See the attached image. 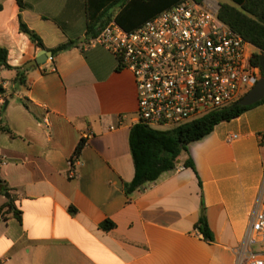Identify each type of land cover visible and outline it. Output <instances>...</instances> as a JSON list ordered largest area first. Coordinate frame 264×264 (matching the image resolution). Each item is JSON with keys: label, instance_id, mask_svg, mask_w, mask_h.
<instances>
[{"label": "crops", "instance_id": "1", "mask_svg": "<svg viewBox=\"0 0 264 264\" xmlns=\"http://www.w3.org/2000/svg\"><path fill=\"white\" fill-rule=\"evenodd\" d=\"M87 1L23 0L22 10L18 0H0V47L13 67L0 65V123L15 135H0L10 188L0 195V264H236L260 202L264 103L219 124L175 171L128 195L134 74L92 41L24 68L43 49L21 33L20 16L49 51L86 41ZM232 135L239 139L229 142ZM189 159L196 171L185 167ZM203 201L214 242L196 228Z\"/></svg>", "mask_w": 264, "mask_h": 264}, {"label": "built area", "instance_id": "2", "mask_svg": "<svg viewBox=\"0 0 264 264\" xmlns=\"http://www.w3.org/2000/svg\"><path fill=\"white\" fill-rule=\"evenodd\" d=\"M220 9L217 0H183L133 31L112 20L92 40L134 74L135 125L185 126L241 101L263 78L254 63L258 48L220 19ZM260 138L264 143V133ZM236 264H264V177Z\"/></svg>", "mask_w": 264, "mask_h": 264}, {"label": "trees", "instance_id": "3", "mask_svg": "<svg viewBox=\"0 0 264 264\" xmlns=\"http://www.w3.org/2000/svg\"><path fill=\"white\" fill-rule=\"evenodd\" d=\"M182 1L88 0L86 41L83 43L69 41L49 51L53 53L54 59L64 51L73 48H83L85 44L96 39L112 20H115L124 29L133 31L148 20L158 16L164 10L176 6ZM194 1L202 3L204 0ZM18 3L23 10L25 8L23 0H18ZM116 7H118V11L114 14L112 10ZM219 17L235 32L258 48L259 52L255 56L254 63L260 66L261 58L264 56V0H229V2L221 4ZM20 31L28 36L38 48L46 49L41 36L23 21L22 16H20ZM0 65L6 69H13L8 63V50L2 47H0ZM17 70L20 77L22 69L19 68ZM261 103H264V100L255 105L243 106L239 101L185 126L169 131L156 130L144 124H136L131 130L129 139L135 163V178L132 183L126 185V193L130 195L147 184L159 180L165 173L175 171L179 165V157L184 151H189L191 144L205 139L219 124L235 120ZM2 134L15 136L7 125L0 123V135ZM85 146L86 141L82 140L75 151L72 165L79 160ZM185 167L193 168L196 171L195 164L191 159L185 162ZM9 192L10 188L1 178L0 171V195ZM7 206H12L11 201L8 202ZM17 216L21 219L20 215L17 214ZM102 226L104 229H109L108 222H105ZM196 228L206 241H215V236L209 226L204 201L201 217Z\"/></svg>", "mask_w": 264, "mask_h": 264}, {"label": "water", "instance_id": "4", "mask_svg": "<svg viewBox=\"0 0 264 264\" xmlns=\"http://www.w3.org/2000/svg\"><path fill=\"white\" fill-rule=\"evenodd\" d=\"M53 57V53L46 49L41 50L38 54L36 60L29 62L25 65V69H35L40 65H44L50 58ZM261 68L264 73V56L261 58L260 62ZM2 93L3 89L0 90ZM264 100V77L257 83V85L240 101L243 106L255 105ZM8 102H6V105ZM9 197V196H8Z\"/></svg>", "mask_w": 264, "mask_h": 264}, {"label": "rangeland", "instance_id": "5", "mask_svg": "<svg viewBox=\"0 0 264 264\" xmlns=\"http://www.w3.org/2000/svg\"><path fill=\"white\" fill-rule=\"evenodd\" d=\"M217 1H219L221 4L229 2V0H217Z\"/></svg>", "mask_w": 264, "mask_h": 264}]
</instances>
